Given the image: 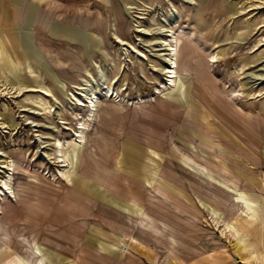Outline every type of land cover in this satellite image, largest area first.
Wrapping results in <instances>:
<instances>
[{
  "label": "rangeland",
  "instance_id": "374dc122",
  "mask_svg": "<svg viewBox=\"0 0 264 264\" xmlns=\"http://www.w3.org/2000/svg\"><path fill=\"white\" fill-rule=\"evenodd\" d=\"M46 1L0 54V264H264V0Z\"/></svg>",
  "mask_w": 264,
  "mask_h": 264
},
{
  "label": "crops",
  "instance_id": "0c3cea01",
  "mask_svg": "<svg viewBox=\"0 0 264 264\" xmlns=\"http://www.w3.org/2000/svg\"><path fill=\"white\" fill-rule=\"evenodd\" d=\"M98 1H108V0H98ZM50 1H26V0H20V1H7V0H1L0 1V54L4 53L3 51H7V48L11 49L12 48V43L10 44V37L14 36H18V35H22L23 37H31V39L33 40L36 36L37 30L35 27H33V25L30 22H35L39 19V15L42 16V14H46L48 16L47 21L48 23H51V21L53 20H57L56 17L58 16V14L60 12H62V9H59L58 7L53 6L51 3H48ZM107 4L104 3V5ZM29 7L33 8V13H34V18L33 20L28 21L26 19V11L28 10ZM46 8V9H44ZM51 10H56L57 13H55V17H51L50 15H52V11ZM36 14H38V16L35 18ZM15 17V18H14ZM15 20V21H14ZM44 20V19H43ZM17 21V22H16ZM23 22L24 24L27 23V25L24 26H20L18 25V22ZM46 23V22H45ZM47 25V23H46ZM37 27V26H36ZM71 27L67 26V25H60V22L55 21L51 28L46 31V34H48L50 37L54 38V39H60L61 35H65L67 37H73V39H76L75 36H78L77 33L73 34V32H69ZM62 31V33H61ZM82 36V35H81ZM70 39V38H69ZM77 40V39H76ZM34 44V42H33ZM35 46V45H34ZM16 49V48H15ZM23 48L20 47L21 52H24V50H22ZM110 187L112 188L113 185L111 184ZM113 190L115 188H112ZM105 191V190H104ZM92 193L89 194H85L84 193V197H91ZM94 194H97V192H95ZM110 194V193H109ZM112 197H117L113 194ZM103 200V199H102ZM105 201V200H104ZM106 202V201H105ZM108 203V202H106ZM110 204V203H108ZM112 205V204H110ZM114 207V205H112ZM68 208L70 209V204L68 206ZM115 210H117L118 212H120L125 218L127 217L128 221H131L134 223V221L136 223H138L140 225V220L134 215H130L128 213H124L122 212L120 209H117L116 207H114ZM141 226V225H140ZM120 238L119 240L117 239V243L116 244H111V246L113 245L115 248H119L120 247H116L115 245H121V242H124V244L126 245V247H124V249H122L124 252H127L129 249V246L127 245L128 242V238L127 237H118ZM105 244H108L106 242H104ZM46 245H49L48 242H45ZM39 245V243H38ZM41 245V244H40ZM110 245V244H108ZM39 249L41 251L42 256L46 259V261L48 262V264H59L58 260L59 256H56V254L53 252V250L48 249L47 247L41 245L39 246ZM136 253V252H135ZM116 257L119 258V254L122 253H116ZM61 260H66V258H62ZM68 263L67 264H71L72 261L67 260ZM143 261V260H142ZM156 259L150 258L149 259V263L151 264H155L156 263Z\"/></svg>",
  "mask_w": 264,
  "mask_h": 264
},
{
  "label": "bare ground",
  "instance_id": "6f19581e",
  "mask_svg": "<svg viewBox=\"0 0 264 264\" xmlns=\"http://www.w3.org/2000/svg\"><path fill=\"white\" fill-rule=\"evenodd\" d=\"M185 1H188L190 4H193L194 2V0H185ZM33 8L32 7H29L28 8V10L26 11V19L28 20V21H30V20H33V18H34V13H33ZM52 11V15H50L52 18L53 17H55V13H57V11L56 10H51ZM65 25V24H64ZM24 26V25H23ZM16 43H21L22 45H23V47H24V49H25V52L26 51H28L29 52V56H27L26 58L30 61V59H37L38 58V56H37V54L35 53V52H33V43H32V41H31V39L30 38H25V37H22V39H19V40H17L16 39ZM30 58V59H29ZM172 62V61H171ZM173 67V66H172ZM2 69V68H1ZM262 71H264V69H262ZM4 73H5V71H4ZM169 73V72H168ZM7 74V73H6ZM262 77H263V79H264V76L262 75ZM39 264H44V262L43 261H40L39 262Z\"/></svg>",
  "mask_w": 264,
  "mask_h": 264
}]
</instances>
